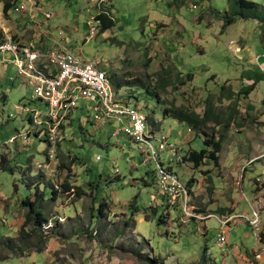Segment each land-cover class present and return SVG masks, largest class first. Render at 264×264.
Returning a JSON list of instances; mask_svg holds the SVG:
<instances>
[{"label": "rangeland", "instance_id": "rangeland-1", "mask_svg": "<svg viewBox=\"0 0 264 264\" xmlns=\"http://www.w3.org/2000/svg\"><path fill=\"white\" fill-rule=\"evenodd\" d=\"M23 1L28 11L17 13ZM199 1L0 0V32L5 28L17 41L18 32H26L24 39L33 41L28 22L34 8L42 4L45 12L54 15L48 20L38 13L44 30L84 62L98 64L110 77L115 95L145 114L156 135L181 147L184 154L206 150L205 141L217 142L220 130L211 126L197 138L187 126L164 120V105L173 103L203 116L211 102L226 119L237 112L221 155L234 162L227 174L241 164L244 196L233 186L226 190L240 202L239 213H247L249 221L258 220L257 229L247 219L241 220V227L231 225L227 246L218 249L220 224L207 218L218 215L219 208L206 210L216 204L221 212L233 213L226 193L222 198L214 196L212 183L222 194L219 176L226 181L219 163L206 160L192 171L175 167L184 184L201 178L209 184L207 193L192 195V211L186 217L158 197L155 164L146 163L125 135L114 136L120 125L98 126L90 113L92 105L85 101L66 124L56 162L50 165L48 126H36L34 118L39 112L46 116L41 121L48 123L51 109L34 100V89L16 65L2 63L13 55L0 53V264H151L153 260L157 264H240L231 254L235 247L252 259L246 264H264V82L250 95L242 94L254 85V74H264V40L257 22L223 28L221 17L230 14L233 0ZM247 1L264 6V0ZM8 3L12 8L6 12ZM105 13L115 28L102 34L99 25L98 35L92 38L91 22ZM163 84L168 85L165 91ZM143 85L147 91L141 89ZM231 92L234 97L229 98ZM157 124H161L158 130ZM251 160L254 164L248 165ZM33 184L37 185L30 188ZM66 186L71 194L65 192ZM37 191L47 194L43 210L51 221L45 234L52 239L43 254L33 249L38 241L19 240L28 213L22 205L29 199L36 201ZM254 192L260 194L256 212L248 207ZM8 247L25 256L14 257Z\"/></svg>", "mask_w": 264, "mask_h": 264}, {"label": "built area", "instance_id": "built-area-1", "mask_svg": "<svg viewBox=\"0 0 264 264\" xmlns=\"http://www.w3.org/2000/svg\"><path fill=\"white\" fill-rule=\"evenodd\" d=\"M27 11L28 5L25 1L16 7L17 13ZM45 14L48 20L54 17L51 13ZM99 25L101 27L98 20L91 22L92 38L98 35ZM0 53L15 56L14 64L19 75L34 89V100L47 104L51 109L48 123L41 121L46 116L39 112H36L34 118L36 126H48L50 165L56 162L57 149L66 133V124L72 120L75 112L80 110V102L85 101L92 105L90 113L98 126L120 125L121 129L114 136L125 135L145 156L146 163L155 164V190L158 197L169 208L180 210L186 217H190V184H184L174 169L179 167L192 171L194 165L188 161V156L181 147L169 144L167 138L156 135V130L149 127L145 114L115 95L110 77L99 69L98 64L86 63L72 51H53L46 54L38 49L35 43L19 44L5 29L0 32ZM164 156L168 158L165 163ZM255 218L258 216L254 213ZM235 219L247 218L241 216ZM229 222L218 220L221 233L217 236V247L220 250L227 246L224 229ZM249 222L257 229L258 220ZM50 226L51 224L45 228ZM223 253L226 254L225 251Z\"/></svg>", "mask_w": 264, "mask_h": 264}, {"label": "trees", "instance_id": "trees-1", "mask_svg": "<svg viewBox=\"0 0 264 264\" xmlns=\"http://www.w3.org/2000/svg\"><path fill=\"white\" fill-rule=\"evenodd\" d=\"M183 2L185 4V0H179V2ZM194 3L199 4V0H188ZM12 8V5L8 3L6 7V12H8ZM225 17V18H224ZM222 21H224V29H227L228 27L234 26L238 22H257L259 25V30L261 32V36L264 40V6L257 5L253 2H249L247 0H233V4L231 6L230 14L222 16ZM98 21L101 24L100 32L102 34L109 32L115 28V22L113 19L109 17L108 14H101L98 17ZM192 76H188L189 80L191 81ZM251 81L254 82V85L246 88L242 94L244 95H250L258 84L264 82V74L258 73L254 74L252 76ZM168 85H162V90H166ZM141 89L148 90L144 85L141 86ZM234 97L233 92L229 93V98ZM157 99V96L155 97ZM232 99H229V101ZM208 107L203 114V116L197 114L194 111L188 110L185 107H177L175 104L170 105H164L167 108L163 111V119H171L176 121L177 123L181 125H185L188 127V129L193 133L197 138L205 136V131L207 129H210L211 126L215 127L216 129H219V140L217 142H211V141H205V145L207 147L206 150L202 151L201 153L197 152H190L187 154L188 161L194 165L195 169H199L201 165L206 160L213 161L216 163V165L219 163V155L223 151V145L225 140V135L229 132L231 129V126L235 124L236 122V114L237 112H234L230 115L229 118H223L221 116V113L215 109L213 104L211 102H208ZM148 122L149 119H148ZM31 124H34L33 118L30 120ZM155 127V126H154ZM160 127V124H157L156 129L158 130ZM66 129V128H64ZM65 136V134L63 135ZM213 143V151L209 152L208 147L209 145ZM37 184L30 185L36 186ZM92 186V185H91ZM95 188L94 186H92ZM64 190L67 194L72 193V189L68 186L64 187ZM79 194L81 195V189H78ZM46 192H38L36 193V201H33L32 199H29L27 202L23 203V209H25L28 213L26 215V223L23 226L20 235L19 240L21 242H34L38 241V244H35L33 249L35 253L37 254H43L46 246L49 244V242L52 239L51 235L45 234V227L48 226L51 221L49 218L45 215L43 210V204L47 201ZM56 196V194L53 193V197ZM55 201L54 199L51 200ZM132 207H135V204L132 205ZM100 215H102V212H100ZM3 247V243L0 242V248ZM6 247V246H5ZM8 250H12L8 247ZM12 250V254L15 256H25V255H19L15 254V251ZM17 253V251H16ZM10 258L5 259V261L9 260ZM151 264H157L156 260H153Z\"/></svg>", "mask_w": 264, "mask_h": 264}, {"label": "crops", "instance_id": "crops-1", "mask_svg": "<svg viewBox=\"0 0 264 264\" xmlns=\"http://www.w3.org/2000/svg\"><path fill=\"white\" fill-rule=\"evenodd\" d=\"M35 11H36V13H35ZM38 13H41L43 16H46V14H45L46 12H45V9L42 7V4H41V7L34 8V13H33V16H32V21L31 22H28V28L27 29L33 31V41L27 42L24 39L25 38V35L24 34H26V32H22V31L21 32H18V34L20 35V40L19 41L15 40V41L17 43L23 44V45L24 44H28V43H35L37 45L38 49H40L42 52H44L46 54L51 53L53 51H64V52H66V51H72V50L68 49L67 47L63 46V43H59V41L57 39H55V37H53V34L51 33V31L50 32L49 31L46 32L44 30L45 24L43 22H38L37 21L38 18H40V16H42V15H39ZM2 17H3V13L1 12V9H0V20H1ZM14 60H15V56L13 55V58L12 59L9 60V59L5 58V60L2 63L7 64V63L10 62V63L14 64ZM64 130L66 132V129H64ZM219 159H220L219 160V165L222 168V172L224 173V176H225L226 181L223 180V178H222L221 175L219 176L220 181L223 184V185H221V189L223 188L222 194H219L217 192L214 184L212 183L214 196H215V198H216V196L222 198V197H225L224 194L226 193L227 194V201H226L227 203L226 204H227V206L229 205L231 207L230 210L233 213L231 215H228V213L225 214V212H223V211L221 212L222 207H221V205L219 203L218 204L220 206H218V205L215 204L213 208H211L210 210L207 209L206 211L207 212H209V211L212 212V211H216L219 208L217 210L218 215H213L214 217H209V219L207 218L208 221H210L212 219L213 220H216V221L217 220H220V221H226V220L227 221H230L229 224H228V226L224 229V234H225V238H226V231L228 229H230L229 227L231 225L240 226V227L243 226V223L244 222L241 221V220H236L235 218L240 217V216L246 217V218L248 217V214L247 213H245V212H240L239 213L238 212L240 202L232 195V193H230V192L228 193L227 190H226V188H228V187L232 188V186H233V190H235L236 193L242 194V196H244V194H243L244 191L243 190H244V182H245L246 179H245V177H242L241 176V173L240 172L243 169L241 168V164L240 163H238L235 167H233V171H231L230 173L227 174L229 164H231V165L233 164L234 165V162L233 161L230 162L227 158L223 159V154L222 155L221 154L219 155ZM235 161H237V159H235ZM257 162H259V161H257ZM252 163L254 164V161L253 160H251L248 163V165H251ZM202 166H204V165H201L200 168ZM214 173L215 174L216 173L219 174L220 172H219L218 169H216L214 171ZM231 174L234 175V176H231ZM189 184H190V186H189L190 189L189 190H190V194H191V203H192V195L193 194L200 195V194H203L204 191H206V193H207V190L206 189H208V187H209V184L208 183L206 184L205 183V180L203 178H201L199 181H196L195 179L194 180L192 179L188 183V185ZM259 195L260 194H257V193L254 192L253 197H252V203L250 201L248 203L249 204L248 207L251 208L253 212H256L255 208L258 205L256 203V200L259 198ZM260 197H261V199H263L262 196H260ZM154 199H155V201L158 200L157 197H155ZM240 201L242 202L244 200L240 199ZM229 206H228V208H229ZM256 237L258 238V235L257 234H256ZM226 240H227V238H226ZM258 241H259V244H261L260 243V240H258ZM231 254L234 257L237 258V261L240 264H246L245 262L252 261V259L250 258L249 255H246V256L243 255L242 252H241V250H239L237 247H235L233 249V251H231ZM257 254H258V250H256L253 255H257ZM44 255L46 256L47 259L51 258V256H48L46 254H44ZM261 258H264L263 254H261Z\"/></svg>", "mask_w": 264, "mask_h": 264}]
</instances>
